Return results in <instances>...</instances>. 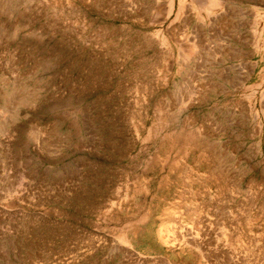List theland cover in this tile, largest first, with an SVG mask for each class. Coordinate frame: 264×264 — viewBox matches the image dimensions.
I'll use <instances>...</instances> for the list:
<instances>
[{
  "label": "rangeland",
  "instance_id": "374dc122",
  "mask_svg": "<svg viewBox=\"0 0 264 264\" xmlns=\"http://www.w3.org/2000/svg\"><path fill=\"white\" fill-rule=\"evenodd\" d=\"M0 264H264V0H0Z\"/></svg>",
  "mask_w": 264,
  "mask_h": 264
}]
</instances>
